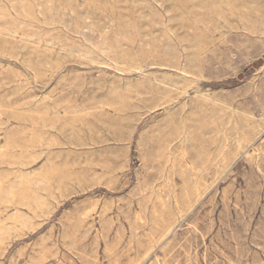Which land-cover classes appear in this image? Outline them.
I'll return each mask as SVG.
<instances>
[{
  "label": "rangeland",
  "instance_id": "obj_1",
  "mask_svg": "<svg viewBox=\"0 0 264 264\" xmlns=\"http://www.w3.org/2000/svg\"><path fill=\"white\" fill-rule=\"evenodd\" d=\"M0 264H264V0H0Z\"/></svg>",
  "mask_w": 264,
  "mask_h": 264
},
{
  "label": "bare ground",
  "instance_id": "obj_2",
  "mask_svg": "<svg viewBox=\"0 0 264 264\" xmlns=\"http://www.w3.org/2000/svg\"><path fill=\"white\" fill-rule=\"evenodd\" d=\"M253 6V5H252ZM150 11H151V9H150ZM91 28V27H90ZM130 36V35H129ZM139 45V44H138ZM142 55V54H141ZM191 56V55H190ZM145 64V63H144ZM183 67V66H182Z\"/></svg>",
  "mask_w": 264,
  "mask_h": 264
}]
</instances>
